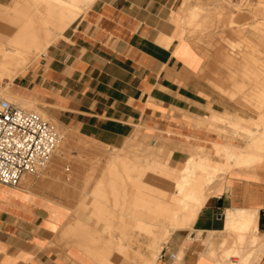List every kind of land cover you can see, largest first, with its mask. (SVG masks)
Masks as SVG:
<instances>
[{
  "label": "crops",
  "instance_id": "obj_1",
  "mask_svg": "<svg viewBox=\"0 0 264 264\" xmlns=\"http://www.w3.org/2000/svg\"><path fill=\"white\" fill-rule=\"evenodd\" d=\"M84 2H0V44L36 62L41 60L37 70L21 74L25 75L13 86L15 93L45 104L49 114H67L75 123L99 129L107 144L115 145L113 149L124 150L116 146L123 145L140 123L149 135L160 133L174 146L192 145L189 139L209 142L205 137L211 135L193 126L202 116L199 111L207 95L197 78L204 60L186 39L179 38L180 28L183 32L203 31L207 20L194 11L181 15V0ZM20 44L26 49L21 50ZM217 55L241 63L225 47ZM241 56L252 63V72L264 83L260 60H252L246 53ZM183 159L176 150L171 161ZM138 167L155 166L138 163ZM260 176L229 173L193 229L172 234L159 263L242 264L245 260L243 264H264V178ZM29 191L0 184V264H99L68 243L70 238L61 232L70 213ZM17 195L24 200L13 201ZM237 210L255 214L257 239L250 243L249 254L242 258L233 254L225 262L226 252L245 249L239 247L240 242L251 240L249 232L228 228L227 214ZM171 254L177 258L172 260Z\"/></svg>",
  "mask_w": 264,
  "mask_h": 264
},
{
  "label": "rangeland",
  "instance_id": "obj_2",
  "mask_svg": "<svg viewBox=\"0 0 264 264\" xmlns=\"http://www.w3.org/2000/svg\"><path fill=\"white\" fill-rule=\"evenodd\" d=\"M0 2L3 5H10L12 0H0ZM67 6L75 9L76 12H80L79 9L71 5ZM189 11L198 13L201 20H207V24L201 27L203 31H200L201 29L199 28L200 30L196 33L183 32L180 28L179 38L186 39L204 60L203 68L197 78L201 80L202 86L200 87L205 90L207 95L204 96L205 104L199 111L202 116L196 119L200 122L195 121L193 126L201 130V133L202 131L209 133L211 138L205 137L209 142L189 139L188 142L192 143V145L174 146L164 140L160 133L157 136L149 135L150 131L143 123H140L126 138L123 145L116 146L117 148H123L131 159L137 158L136 166L138 170H142L138 167V163H140L158 166L161 169L166 168L164 169L165 174L171 175L176 169L179 170L185 165V160L190 155L209 156L215 164L226 162V158L222 156L223 153L218 155V149H221L224 143L225 145L235 144L236 146L234 147L240 146L241 149L243 147V149H246L248 148L247 145L259 142L260 144L258 145L264 146V141H261L264 138V104H262L264 102V83L261 78H258L252 72V63L244 62L243 60L246 59L241 56L246 53L247 56L252 57V60H260L262 63L260 66L263 65L261 68H264V0H181V15L185 14L188 16ZM189 27H193L196 30L193 25ZM224 47L232 57H237L236 60L241 63L233 64V62H228L230 59L217 55L219 50ZM19 48L25 50L26 46L20 44ZM40 62L41 60L38 59L36 64L28 69L27 72L37 70ZM24 75L17 76L11 83L12 85H9L11 95H17L13 86L17 87ZM8 83L9 81L6 80L1 85L6 87ZM17 97L20 98L18 95ZM11 100H14L11 102L26 110H34L44 119L52 122L60 131H63V127H65L68 129L69 134H74L73 143L65 156L59 159V148H57L54 156L38 174L29 175L32 179L31 184L34 186L31 185L33 189L29 188L30 191L40 194L39 196L42 195L43 197H41L49 202L64 207L70 213V216L73 213L72 207L70 208L71 205H68L72 203L70 196L80 198L84 203L91 206H100L109 214L114 212L111 206H116L118 210L129 211L131 208L139 209V206L144 204L146 206H154L160 201L158 198L162 196L161 190L165 188V182L163 181L166 179H155L152 176L144 181L142 185L144 196L148 199L147 203L146 201L133 200L132 197H128L125 200L122 199L123 190L131 187L136 180H143L145 174L138 171L131 162L126 166L106 163L107 157L116 153V150L113 149L115 145L107 144L106 138H102L99 129L85 126L80 122L75 123L73 119L66 118L67 114H49L45 111L46 105L38 103L37 100L35 104L26 103L24 105L15 98ZM215 116L224 119H219L218 122ZM225 119L237 123L246 129L233 127ZM64 136L67 137V133L66 135L64 133ZM216 143H221L222 145ZM149 147H153L150 152L147 151ZM138 149L139 153H137ZM176 150L182 154L183 161H171L172 155ZM152 153H154L153 155L156 154V158H153ZM123 154L126 156L125 153ZM49 167L54 168V181L51 184H44L43 180L46 172L48 173L49 171ZM229 173H243L253 176L263 175L260 177L264 178V170H261L260 173L239 170ZM95 176L99 177V181L94 186L89 182L91 177ZM19 187L21 188L20 184L15 188ZM92 190L97 194V198H91L88 194ZM217 192L213 193V195ZM60 202L64 203V205L60 204ZM108 217L111 220L109 228L123 239L121 256L124 259L132 257V261H134L131 262L133 264H147L148 259H152L156 255L159 249L158 240L155 239V242L153 240L148 241V236L145 234L140 235L136 232L134 237L137 238H134V242H137V245L134 243L132 248L128 247V241L124 238L129 227L125 223L127 219L125 217L122 219L116 215ZM170 238L163 246L162 252ZM70 242L72 243L71 239ZM138 248L141 249L137 251ZM161 256H158L155 264H160ZM235 256L241 257L240 255ZM178 258L180 259V256ZM228 260L230 261L231 258ZM235 260L240 261V258H235ZM176 264H179V261Z\"/></svg>",
  "mask_w": 264,
  "mask_h": 264
},
{
  "label": "bare ground",
  "instance_id": "obj_3",
  "mask_svg": "<svg viewBox=\"0 0 264 264\" xmlns=\"http://www.w3.org/2000/svg\"><path fill=\"white\" fill-rule=\"evenodd\" d=\"M69 1L77 5L86 4V1L84 2V0ZM35 62L36 60H33L31 57L27 56L23 52L0 44V97L10 102L14 101L11 100L12 98H15L21 103H23L22 105L26 103L35 104V102L33 101H28L27 99L26 101L22 98H18L17 95H11L9 91V85L13 82V80L17 76L25 73L27 69L32 68L35 65ZM6 80L9 81L8 85L6 87H2L3 85L1 84L4 83V81ZM229 123H231L233 127H236L238 129H246L245 127L237 123L231 121ZM62 132L61 133L63 135V141H61L58 146L59 159H61L67 154L70 145L73 143L72 140L74 137V134H69L68 129L65 127H63ZM64 133L65 135L67 133V137L64 136ZM64 137L66 138L64 139ZM261 141H264V138ZM216 144L219 145L221 143ZM258 144H260V142L256 144H251L249 146L247 145L248 148L243 149V147L242 150L241 147L238 145V147H234L236 146L235 144H231V146L229 144L225 145L224 143L221 149H218V155L220 153H223L222 156L226 158V162L222 164H215L209 156L190 155L185 160V165L179 170L176 169V171L171 175L165 174L164 169L166 168L161 169L158 166L149 167L146 170H138L136 166L137 158L134 157V159H131L130 156L128 157V153L125 152V150L114 149L116 150V153L108 156L106 163L117 164L119 166H126L129 162H131L134 164L135 168L138 171L145 174L143 180L138 179L133 182V185L131 187L125 188L123 190L124 194L122 193V199L125 200L128 199V197H132L133 200L135 199L136 201L139 200L143 202L146 201L147 203L148 199L144 196V189L142 188V185L144 184V181L148 180L149 177L152 176L155 179H166L165 181H163L165 182V188L161 190L162 196L158 198V200L160 199V201L154 206H146L144 204L139 206V209L131 208L129 211L118 210L116 206H111L114 212L113 214H109L108 212L104 211L100 206L94 207L84 203L83 200L80 198L70 196V199L74 204L71 203L68 205H71L70 208L72 207L73 213L70 217L68 216L69 219L65 223V226L61 228L62 231L60 229L59 230L67 235L65 237H69L71 239L72 243L69 239V242L71 244H75L76 246L81 248L85 253H87L93 260H95L99 264H131L134 261H132V257H127L124 259L121 256L123 250V239L121 237H118L115 231L109 228L111 220L108 216L116 215L122 219L123 217H125L127 219L125 223H127L129 226L126 232V237L124 236V238H126L128 241V247L132 248V245H134V243H137L134 242V238H137L134 237L136 232H138L140 235L145 234L146 236H148V241H154L155 239L159 241V249L157 253L154 251L156 255H154L152 259H148L147 262V264H155V260L158 258V256H161L163 246L167 243L170 236L176 230L190 228L192 229L194 227L198 215L200 214L204 206H206L213 193L223 183L229 172L239 170L243 172L246 171L251 173H260L261 170H264V146H260ZM123 153H125L126 156ZM31 180L32 179L29 175H25L20 182L21 188L25 189L26 191H29V188H32ZM53 181L54 168L49 167V171L48 173L46 172L45 179L43 180V182L44 184H51ZM98 181L99 177L95 176L91 177L89 183L95 186L96 184H98ZM29 192H31V194H37L33 193L32 191ZM89 192L88 194L91 198H97V194H95L93 190L92 192ZM19 200H24L22 199L21 195H17V197L13 199V201L15 202ZM32 202L36 203L38 201L34 199ZM61 203L62 202H60V204ZM62 205H64V203H62ZM227 215L228 216L226 223L228 225V228L230 230L238 228L242 233L245 234L246 232H249L251 240L247 241L245 239H242L243 242H240V244L242 245L236 243L237 248L238 245L240 248H243L244 246H246V248L239 250V248L237 249L235 247V249L239 251L234 250L233 248L229 252H226V255L224 254V257L226 256L225 262L233 254L240 255L241 257H244V255L246 256L247 254H249V245L250 243L255 244L257 238L254 233L258 230L254 213L248 212L246 210H237L236 213H232L230 211ZM63 237L61 236L60 238L62 239ZM63 244L64 246L66 245L65 243ZM64 246H61L62 249L64 248ZM131 248L130 251L132 253ZM139 249L141 248H138L137 251ZM244 262L245 260L243 261V263Z\"/></svg>",
  "mask_w": 264,
  "mask_h": 264
},
{
  "label": "built area",
  "instance_id": "obj_4",
  "mask_svg": "<svg viewBox=\"0 0 264 264\" xmlns=\"http://www.w3.org/2000/svg\"><path fill=\"white\" fill-rule=\"evenodd\" d=\"M62 140L52 122L0 97V184L15 188L25 175L38 174Z\"/></svg>",
  "mask_w": 264,
  "mask_h": 264
}]
</instances>
